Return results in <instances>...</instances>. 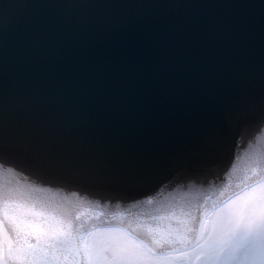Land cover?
Here are the masks:
<instances>
[{
	"label": "snow or ice",
	"instance_id": "snow-or-ice-1",
	"mask_svg": "<svg viewBox=\"0 0 264 264\" xmlns=\"http://www.w3.org/2000/svg\"><path fill=\"white\" fill-rule=\"evenodd\" d=\"M237 135L243 178L209 209ZM19 169L155 207L89 226L86 188L50 203ZM0 264H264V0L0 3Z\"/></svg>",
	"mask_w": 264,
	"mask_h": 264
},
{
	"label": "water",
	"instance_id": "water-1",
	"mask_svg": "<svg viewBox=\"0 0 264 264\" xmlns=\"http://www.w3.org/2000/svg\"><path fill=\"white\" fill-rule=\"evenodd\" d=\"M3 2H14V0H0V3ZM35 2H60V0H35ZM177 2L184 3H243L249 5H259L260 0H177ZM198 12L200 10H192ZM210 11H221V10H210ZM254 18V23L252 27L253 40H254V51L258 59L260 51V11L259 8H250L245 10ZM240 140L237 143V140ZM234 140L237 144L241 145L234 149L231 159V164L228 165L226 171H222L227 163V158L217 163L214 166L205 169V174L208 172L218 173L223 176L222 180L214 181L211 186L203 189V192L206 193L209 197L207 206L209 207L211 201L220 196V189H223L225 185H235L232 182L239 176V173H244V168L246 166L245 160V148L248 141V136H239L234 137ZM249 143L251 141H248ZM237 160V162H235ZM245 162V163H244ZM232 165L235 166V171L239 172L234 173ZM16 179L20 181L21 185L27 186L28 188L35 189L33 193L34 196L41 199L48 200L52 202V197L55 194L67 196L72 191H77L78 187H83L87 189V192H78V195L82 197V202L75 208H73V214L79 213L82 219L86 222L87 225L91 226L102 225L104 222L113 220V214L115 213H125L136 209L138 206L135 200L119 201L116 199H108L109 196L113 195L112 189L105 186H96V185H72L70 187H56L48 183H42L36 180L34 177L28 175H19L16 174ZM234 183V184H233ZM135 195V193H132ZM138 200L143 201V197L137 196ZM163 198H159L162 200ZM203 204V200H201ZM39 206V205H38ZM50 210V209H48ZM136 211V210H135ZM132 212V211H131ZM143 215V214H141Z\"/></svg>",
	"mask_w": 264,
	"mask_h": 264
},
{
	"label": "bare ground",
	"instance_id": "bare-ground-1",
	"mask_svg": "<svg viewBox=\"0 0 264 264\" xmlns=\"http://www.w3.org/2000/svg\"><path fill=\"white\" fill-rule=\"evenodd\" d=\"M240 140L238 139L237 140V143L239 142ZM235 162H237V160L235 161ZM245 163V162H244ZM236 172H239V170L237 171H234V173H236ZM16 174H19V175H28L29 173L27 172V171H25V170H23V169H19V170H17V173ZM243 175H244V173H239V176L236 178V179H234L232 182H234L235 183V187H234V189L233 190H231V188H230V186H228L227 187V190L224 192V195L223 196H219L218 198H215V199H213L212 201H211V203H210V205H209V207H212V203H213V201L214 200H216V199H226L229 195H231L233 192H235V191H237L238 189H237V184H238V182L243 178ZM233 183V184H234ZM228 188H230V190L228 189ZM159 199V198H158ZM138 206H136L135 208V210H134V208H133V210H131V211H127V212H125V213H123L124 215L122 216V217H117L116 219H113V220H111V221H107V222H104L102 225H107V224H118V223H124V224H127L128 222H129V219H130V217H129V214L131 213V214H133V215H138V216H140V219L141 220H144V219H146L147 217L146 216H144V215H141V214H144V213H147V212H150L151 210H152V208L153 207H155V205H147V204H145V203H140V204H137ZM172 223L173 224H175L176 223V221L175 220H173L172 221Z\"/></svg>",
	"mask_w": 264,
	"mask_h": 264
},
{
	"label": "rangeland",
	"instance_id": "rangeland-1",
	"mask_svg": "<svg viewBox=\"0 0 264 264\" xmlns=\"http://www.w3.org/2000/svg\"><path fill=\"white\" fill-rule=\"evenodd\" d=\"M229 185V184H228ZM230 186V188H231V190H233L234 189V187H235V185H229ZM230 188H228L229 190H230ZM209 209L211 208V207H208Z\"/></svg>",
	"mask_w": 264,
	"mask_h": 264
}]
</instances>
